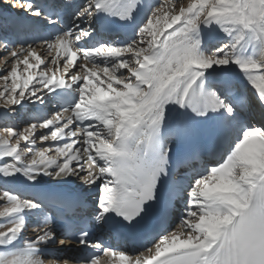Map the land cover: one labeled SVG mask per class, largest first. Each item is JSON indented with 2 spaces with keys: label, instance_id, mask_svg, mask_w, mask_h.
<instances>
[{
  "label": "bare ground",
  "instance_id": "1",
  "mask_svg": "<svg viewBox=\"0 0 264 264\" xmlns=\"http://www.w3.org/2000/svg\"><path fill=\"white\" fill-rule=\"evenodd\" d=\"M201 1L205 8L197 21L190 13L194 0H158L134 42L110 54L82 46L87 36L76 17L74 26L57 40L12 49L0 45V180L11 183L17 177L22 181L19 188L27 189L26 180L42 176L50 181L58 179L62 186L78 188L87 202L97 200L102 205L109 194L107 143L122 110L134 113L139 122L146 124L173 113L192 115L205 124L203 97L211 98L206 83L213 86L215 81L244 75L257 79L264 91V0H242L235 8L230 0H224L218 9L215 5L222 0ZM213 8L216 10L212 14L205 15ZM240 9L243 13L239 15ZM187 15L190 19L184 21ZM34 22L39 23L38 19ZM243 26L246 31L240 37L238 31ZM215 42H220L222 48L216 49ZM156 43L164 49L162 58L156 59L150 74L134 77L132 72L152 57L150 47ZM53 72L60 73L77 98L82 99L85 104L81 108L65 113L55 109L44 81ZM101 96L112 100L111 113L105 117L89 115L87 100ZM39 107L45 111L42 117L36 115ZM193 110L197 112L192 114ZM250 135L264 143L262 133H248L245 137ZM262 168L264 164L252 165L240 158L228 180L203 175L188 189L190 202H186L184 215L175 214L179 223L150 248L136 256L106 250L94 263L137 264L147 251L180 240L200 239L213 224L227 218L209 215L203 208L202 195L217 187L239 186L252 170ZM0 207V226L4 228L0 234L1 256L25 254L33 258L27 264H91L80 256L83 247L58 242V230L35 214L29 200L0 187ZM18 234L23 237L21 247L2 253L7 241ZM39 247L50 253L29 252Z\"/></svg>",
  "mask_w": 264,
  "mask_h": 264
},
{
  "label": "rangeland",
  "instance_id": "2",
  "mask_svg": "<svg viewBox=\"0 0 264 264\" xmlns=\"http://www.w3.org/2000/svg\"><path fill=\"white\" fill-rule=\"evenodd\" d=\"M195 2H194V6H193V8L192 9H194L193 10V12H190V13H193V17H192V19L193 18H195L197 21L203 16V11H204V3L205 2H202L201 0H194ZM208 2H211V1H217V0H207ZM231 2L230 3H232V5L234 6V8L235 7H238L240 4H241V2H242V0H230ZM195 3H197V5H195ZM223 3H224V0H222V1H218V4L217 5H215V7H216V9H218V8H221V7H223ZM215 8H213L212 9V11L211 12H206V14L205 15H210V14H212V12H214L215 10H216ZM189 13V14H190ZM187 19H190V16L189 15H187L186 16V18H185V20L184 21H187ZM243 28V29H242ZM239 31H238V34L240 35V37H243V34H242V31L244 30V26L242 27ZM218 46V47H217ZM217 46H215L216 47V49H220V48H222V44H219V45H217ZM92 137H93V135H91ZM249 137H254V136H248L247 138H249ZM254 140L253 139H251V142L252 143H254L253 142ZM257 146L259 147V148H261L262 149V151L260 152V155H259V160H255V159H253V155H251V154H249V155H247V156H242V157H240L241 158V160H248L252 165H258V164H260V166H263V164H264V162H263V156H264V143L260 140L258 143H257ZM240 147V146H239ZM241 149V148H240ZM255 150H259L258 148H256ZM263 163V164H262ZM1 208V207H0ZM175 222L176 223H174L173 225H172V227H170V229L171 228H173V227H175L178 223H179V221L178 220H175ZM3 229L4 228H2L1 226H0V234H1V232L3 231ZM3 256V255H2ZM1 255H0V264H27V262L29 261V260H32L33 258L31 257V256H28V255H16V254H14V255H12V256H10V257H2Z\"/></svg>",
  "mask_w": 264,
  "mask_h": 264
}]
</instances>
